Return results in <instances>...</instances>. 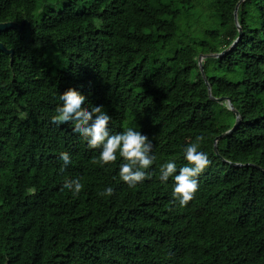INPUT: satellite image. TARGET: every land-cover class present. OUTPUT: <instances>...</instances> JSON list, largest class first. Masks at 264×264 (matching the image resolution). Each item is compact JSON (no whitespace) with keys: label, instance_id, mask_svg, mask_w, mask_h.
Wrapping results in <instances>:
<instances>
[{"label":"trees","instance_id":"obj_1","mask_svg":"<svg viewBox=\"0 0 264 264\" xmlns=\"http://www.w3.org/2000/svg\"><path fill=\"white\" fill-rule=\"evenodd\" d=\"M238 1H210L208 26L165 56L203 0H0V22L26 21L0 32L13 50L0 49V264H264V0H244L236 21ZM238 25L203 75L200 55L229 48ZM70 87L104 105L112 131L149 136L148 178L129 188L119 157L100 165L72 126L51 122ZM227 99L241 122L217 152L237 120ZM198 135L210 163L181 207L159 166L185 164ZM74 177L78 195L62 188Z\"/></svg>","mask_w":264,"mask_h":264},{"label":"clouds","instance_id":"obj_2","mask_svg":"<svg viewBox=\"0 0 264 264\" xmlns=\"http://www.w3.org/2000/svg\"><path fill=\"white\" fill-rule=\"evenodd\" d=\"M58 103L54 114L50 116L53 124L60 126L69 124L74 135L86 143L89 149H98L94 158L100 165L117 161L118 176L129 188L136 187L149 176L147 171L154 164L153 142L149 136L142 133L140 126H128L122 131H112L109 123L111 115L104 105H93L76 88H68L56 97ZM87 103V107L85 104ZM204 139L198 135L195 141L187 143L182 148L185 164L178 167L175 160H167L159 166V180L167 183L172 181L171 195L174 202L183 207L193 198L198 188V176L210 163L208 154L200 150V142ZM58 159L62 161L61 171L72 163L71 154L60 151ZM63 190L78 195L83 188L79 178L66 180ZM114 188L106 186L101 196H111Z\"/></svg>","mask_w":264,"mask_h":264},{"label":"water","instance_id":"obj_3","mask_svg":"<svg viewBox=\"0 0 264 264\" xmlns=\"http://www.w3.org/2000/svg\"><path fill=\"white\" fill-rule=\"evenodd\" d=\"M243 1H244V0H239L238 3H237V5H236L235 11H234V15H235V19H236V21L238 20V9H239V6H240V4H241ZM25 23H26L25 20H24L23 22H21V23L14 22V21L0 22V32L6 31V30H8V29H10V28H16V29L22 30L23 27H24V24H25ZM238 29H239V36H238V38L234 41V43H233L229 48L223 50V52H221V53H214V54H201V55H200V58H199V66H200V68H201V71H202V74H203V75H205V73H204V68H203V59L206 58L207 56H211V55H212V56H220V55H222V54L227 53V52H228V51H229V50H230V49H231V48H232V47L238 42V40L242 37V34H243L242 27H241L240 25H238ZM0 49L6 51V52H8V53H13V50H12V49H7V48L5 47V45H4L2 42H0ZM205 80H206V82L208 83V80H207L206 77H205ZM217 100H221V98H219V99H217ZM227 101H228L229 107H230L231 109L235 110V112H236V114H237V120H236L235 124L233 125V127H232L230 130H228V131H226V132H223L222 134H220L219 136H217V137L215 138V142H214V144H215V150H216L217 152H218L217 141H218L219 139H221L222 137H224L225 135H227L228 133L233 132V131L237 128V126L240 124V122H241V119H240V116H239V112H238V110H236V109L232 106V103H231V101H230L229 99H227ZM237 164H241V163H237Z\"/></svg>","mask_w":264,"mask_h":264},{"label":"rangeland","instance_id":"obj_4","mask_svg":"<svg viewBox=\"0 0 264 264\" xmlns=\"http://www.w3.org/2000/svg\"><path fill=\"white\" fill-rule=\"evenodd\" d=\"M56 1L58 3V0H56ZM210 1H212V0H203L202 4L199 6V10H198L197 18H199V21L195 22L196 17L194 19H192V21H189L190 25H185V26H187L185 34L180 30L179 37H177L173 41V43L170 45L165 56H170V55L174 54L175 50H177L178 48H181L184 45H187L189 43H193L194 42L193 41V39H194L193 34L199 33L200 30H203L204 28H206L208 26V24H207V26L203 27V19L205 20V17H206L205 13L209 10ZM39 2L43 3L44 0H39ZM40 11H41V9L38 8L36 13H35L37 20L40 18ZM208 21H209V19H208ZM210 21H211V19H210Z\"/></svg>","mask_w":264,"mask_h":264},{"label":"bare ground","instance_id":"obj_5","mask_svg":"<svg viewBox=\"0 0 264 264\" xmlns=\"http://www.w3.org/2000/svg\"><path fill=\"white\" fill-rule=\"evenodd\" d=\"M206 14V13H205ZM209 16V15H208Z\"/></svg>","mask_w":264,"mask_h":264}]
</instances>
